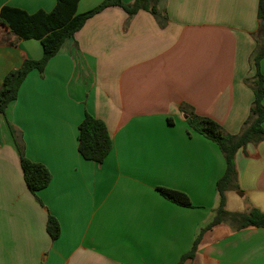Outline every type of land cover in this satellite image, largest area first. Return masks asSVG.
<instances>
[{
  "label": "crops",
  "instance_id": "0c3cea01",
  "mask_svg": "<svg viewBox=\"0 0 264 264\" xmlns=\"http://www.w3.org/2000/svg\"><path fill=\"white\" fill-rule=\"evenodd\" d=\"M102 2L80 0L77 11ZM259 2L162 0L159 19L111 7L66 40L43 73H29L0 116V264L179 263L213 219L226 171L219 146L195 131L189 136L187 119L242 131L255 100L247 84L257 72L252 55L264 38ZM55 5L0 0V10L29 13ZM42 55L39 41L20 39L0 22V88L10 71ZM259 70L264 76V57ZM86 114L103 121L113 141L102 164L78 149ZM11 126L25 156L51 174L36 195ZM235 166L228 211L264 212V141L239 149ZM158 187L185 193L193 207L171 202ZM49 216L59 222L56 240ZM186 264H264V228L216 226Z\"/></svg>",
  "mask_w": 264,
  "mask_h": 264
},
{
  "label": "trees",
  "instance_id": "16d2710c",
  "mask_svg": "<svg viewBox=\"0 0 264 264\" xmlns=\"http://www.w3.org/2000/svg\"><path fill=\"white\" fill-rule=\"evenodd\" d=\"M161 1L135 0L132 4H125L122 0H103L97 7L84 13L77 11L80 0H56V5L50 12L39 10L29 13L17 7H3L0 10V22L5 23L20 39L39 41L43 55L39 60L24 61L20 68L10 71L5 76L0 88V116L5 115L9 106L18 98L21 85L29 73L33 70L43 73L48 62L59 52L66 40L74 38L89 19L111 7L121 8L129 17L140 11H149L159 19L158 6ZM259 19L262 24L264 0L259 2ZM257 45L252 55L257 72L253 79L247 81L253 90L255 100L251 107V115L242 131L238 135H231L212 119L198 115H190L187 119L189 136L191 131H195L219 146L226 161V171L217 181L219 204L214 210L213 219L200 230L190 251L182 256L178 264L194 260L204 234L216 226L227 224L234 230L264 228V212L260 209L251 207L245 212H230L227 209L228 191L238 188L235 166L237 151L249 143L264 141V76L259 70L260 61L264 57V38H257ZM10 129L19 152L25 183L29 191L36 195L50 184L51 174L44 165L32 162L25 156L24 147L19 143L16 131L12 126ZM112 148L113 141L105 123L86 114L79 126L78 149L83 158L102 164ZM157 190L163 197L179 206L193 207L190 198L183 192L164 187H158ZM47 231L52 240H56L60 235L59 222L52 216H49Z\"/></svg>",
  "mask_w": 264,
  "mask_h": 264
},
{
  "label": "water",
  "instance_id": "95a60500",
  "mask_svg": "<svg viewBox=\"0 0 264 264\" xmlns=\"http://www.w3.org/2000/svg\"><path fill=\"white\" fill-rule=\"evenodd\" d=\"M261 26H262L261 34L264 36V22H262Z\"/></svg>",
  "mask_w": 264,
  "mask_h": 264
},
{
  "label": "rangeland",
  "instance_id": "374dc122",
  "mask_svg": "<svg viewBox=\"0 0 264 264\" xmlns=\"http://www.w3.org/2000/svg\"><path fill=\"white\" fill-rule=\"evenodd\" d=\"M231 208H233V205L231 204Z\"/></svg>",
  "mask_w": 264,
  "mask_h": 264
}]
</instances>
